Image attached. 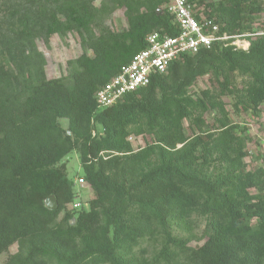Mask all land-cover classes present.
Here are the masks:
<instances>
[{
    "label": "trees",
    "instance_id": "obj_1",
    "mask_svg": "<svg viewBox=\"0 0 264 264\" xmlns=\"http://www.w3.org/2000/svg\"><path fill=\"white\" fill-rule=\"evenodd\" d=\"M96 1L0 0V255L17 248L5 264H264V167L248 168L249 139L228 110L258 117L264 104V0H187L230 38L103 109L96 92L147 36L179 29L170 0ZM118 10L117 32L103 22ZM72 33L91 55L47 79L37 41ZM205 76L210 87L191 95ZM131 137L147 142L134 149ZM72 152L93 193L74 213Z\"/></svg>",
    "mask_w": 264,
    "mask_h": 264
},
{
    "label": "rangeland",
    "instance_id": "obj_2",
    "mask_svg": "<svg viewBox=\"0 0 264 264\" xmlns=\"http://www.w3.org/2000/svg\"><path fill=\"white\" fill-rule=\"evenodd\" d=\"M216 2L218 0H208V2ZM100 0L96 1L98 5ZM104 25L112 31H122L126 28V22L123 15V10H118L112 15L104 19ZM259 33H263L264 30V17L259 18ZM37 49L43 54L46 65L45 74L47 79H58L61 77H67L70 72V67L67 65L69 61L75 60L83 52L87 55H91V51L81 48L80 38L77 34H68L65 36H52L48 43L43 41H37ZM232 45L239 49H247L248 43L242 39H235ZM239 83V81H238ZM208 76L199 79L190 94L195 96L200 90L209 88ZM230 111L232 121L237 124L240 129L243 130V135L247 136L249 141L247 144V151L249 156L246 158L245 162L248 168L254 169L257 167H264V104L260 106V115L254 117L249 113L235 114L232 112L231 108L228 107ZM60 125L66 128L67 121L60 120ZM102 129L100 126H96V133L101 134ZM129 141L132 143L134 149L143 147L147 140L145 138H134L131 137ZM63 163L66 166L67 176L70 180L74 182V194L75 198L72 204L68 205L66 209L72 213L79 210H89L88 203L93 198V193L91 189L85 184H79L78 179L82 178V171L80 167V162L76 152L70 153L64 160ZM62 217L60 215L59 219ZM202 226H200L195 233L197 236L200 235ZM203 242H192L190 246L195 247L202 245ZM150 251V249H149ZM17 252L16 246L9 249L7 253L0 255V264H5L9 255Z\"/></svg>",
    "mask_w": 264,
    "mask_h": 264
},
{
    "label": "built area",
    "instance_id": "obj_3",
    "mask_svg": "<svg viewBox=\"0 0 264 264\" xmlns=\"http://www.w3.org/2000/svg\"><path fill=\"white\" fill-rule=\"evenodd\" d=\"M167 12L173 16L179 34L175 37L162 36L157 32L149 34L146 48L96 92L95 103L99 109L110 107L125 94L145 87L151 75L164 73L181 54H195L202 48L224 43L230 38L220 34L215 21L194 10L187 0H170ZM78 183L84 182L80 178Z\"/></svg>",
    "mask_w": 264,
    "mask_h": 264
},
{
    "label": "water",
    "instance_id": "obj_4",
    "mask_svg": "<svg viewBox=\"0 0 264 264\" xmlns=\"http://www.w3.org/2000/svg\"><path fill=\"white\" fill-rule=\"evenodd\" d=\"M44 206L48 211H55L58 208V204L54 197L50 196L44 201Z\"/></svg>",
    "mask_w": 264,
    "mask_h": 264
},
{
    "label": "clouds",
    "instance_id": "obj_5",
    "mask_svg": "<svg viewBox=\"0 0 264 264\" xmlns=\"http://www.w3.org/2000/svg\"><path fill=\"white\" fill-rule=\"evenodd\" d=\"M244 50V49H243Z\"/></svg>",
    "mask_w": 264,
    "mask_h": 264
}]
</instances>
